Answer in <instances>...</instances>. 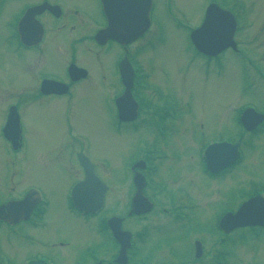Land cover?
Returning a JSON list of instances; mask_svg holds the SVG:
<instances>
[{
  "label": "flooded vegetation",
  "instance_id": "flooded-vegetation-1",
  "mask_svg": "<svg viewBox=\"0 0 264 264\" xmlns=\"http://www.w3.org/2000/svg\"><path fill=\"white\" fill-rule=\"evenodd\" d=\"M210 3L231 11L230 7H222L220 0H209L205 8ZM238 3L242 5L241 2H235L237 5ZM161 4L162 0H150L147 10L145 5V13H142L144 9L139 0L138 2L137 0H0V23L7 31H5L4 40L9 45L11 53L9 63L12 74H14V82H12L14 88H11V91L5 92L4 88L0 87V159H10V153H12L16 159L11 163L12 167L14 168L15 163H19L9 177L8 192L13 188L12 178L14 176L18 180L20 178L18 175L23 169L21 161L31 159L26 155V148L29 146L27 141L30 135L35 138L37 131L32 119L37 115L42 116L41 112L50 113L51 108L56 104L61 107L64 117H70L66 115L69 111L73 117L75 112L72 104L76 99H97L98 101L103 99L104 104H108L109 107V130L114 137L113 155L116 149L124 153L127 156L126 159H129L123 162L122 173L125 177L123 180L126 179L128 185L126 183L125 189H122V201L113 199L112 206L114 208L116 206L117 209L108 208L109 182L100 174L99 164L97 165L96 161L92 160L93 156L87 151L88 145L82 148L73 147L69 151L71 159L56 160V167L60 169L58 173L67 175L69 180L63 187L59 200L54 202L52 207L53 203L47 198L44 189L34 183L23 184L24 187L19 195L2 197L0 191V227H5L9 231L16 230L17 236L21 234L22 229L26 228L25 239L31 242L41 241L39 242L41 247L51 245L58 254L56 259L58 264H146L144 262L147 261V258H144L145 253H142V260L138 258L139 245L147 242L149 228H160L162 222L153 223L150 220L143 221L142 218L149 213L159 214L167 210L176 216V219L181 218L178 215L180 210L173 204L165 203L161 206L164 201L159 200V194L164 187L161 181L155 182L154 177L160 171V164L166 156L165 153H161L160 147L164 148L162 143H168L169 134L173 138L175 132L179 130L175 121L181 116L183 109L180 103L171 97L161 99L159 87L152 85L148 68H145L138 59L140 53H144V49L150 46L152 35L161 37L164 30V27L156 24L153 19L155 9L159 10ZM240 5L237 14L232 13L236 20L231 36L232 45H227L213 54H202L189 40V32L200 25L204 12L198 24H192L193 26L179 24V26L186 29L187 39L193 52L205 62L214 64V67L218 66L213 70L214 72L224 67V63L231 65L228 62L233 60L244 65H247V62L250 63L254 71L264 78L262 56L257 50H247L243 45L245 39L242 35V22L238 18L243 11ZM166 8L170 13L173 11L174 16L172 17L175 23L186 14L180 6L174 8L172 1L166 3ZM166 8L164 6V9ZM159 14L163 17L161 12ZM137 17H141L139 21ZM108 24L116 34H136V36L123 41L108 37L102 32ZM252 36L251 40H257L255 34ZM161 44L162 41L159 45ZM222 55L228 58L224 57L226 58L224 61L222 59L218 61ZM252 57L257 62H252ZM240 91L244 92L241 88ZM260 96L259 99H262L260 105H264L263 94L260 93ZM7 97L12 98L13 101L5 103ZM245 108H252L254 112L264 114V109L260 110L257 103L242 102L234 109L233 114L235 125L240 127V133H234L236 138L231 139L227 132L204 140V149L208 145L217 143H231L236 144L237 147L235 160L221 168H216L215 171L206 169L204 160L206 158L202 151L198 152L199 170L205 178L224 179L243 159V152L253 144L252 138L264 133V118L251 130H245L240 125L238 117ZM140 123L147 130L150 129L149 133L153 135V140L150 141L145 136L141 143H136L132 149L124 152V148H119L117 145L124 146L126 133L138 131ZM71 124L59 125V128H56L59 137L63 138L61 141L66 146L69 144L67 138L70 134L80 133ZM49 130L54 132V128ZM122 135L125 140L120 138ZM80 159H87L91 163L97 179L96 187L98 189L103 187L101 206L95 210L78 208L72 202L73 186L85 178L84 166ZM208 159H218V163H221L223 159L228 158L224 150L221 154L208 157ZM107 163L105 160L100 164ZM111 170L112 180L119 183L115 165ZM135 174L144 181L141 186L143 197L151 202V208L147 212L129 213L136 190L133 180ZM255 187H257L256 191L254 193L251 191V194L261 193L264 196V186L255 185ZM29 196L35 199L26 212ZM25 197L27 198L24 200ZM22 201L24 202L21 203ZM10 203L14 205L9 207L7 204ZM224 210L233 212L230 207ZM50 212H55L52 222L49 220ZM113 217L119 219V228L129 233L128 244L121 260L118 259L120 244L107 226V220ZM126 220H131L133 224L139 222V229L135 231L133 227L126 226ZM57 222L56 232H59L51 237L50 241L33 239L34 235L36 238H44L42 237L45 232L44 227ZM91 223L94 227V234L97 235L96 239L105 237L110 241V246L90 255L91 252H84V250L90 247L86 243L92 237L87 242L85 240L81 243L79 239H85V236L80 238L78 235L81 231L86 232V226L91 227ZM70 235L72 240H75L72 242L74 246H70ZM229 235V233L222 234L219 243H229L232 238ZM3 238L5 236L0 239ZM76 245L86 257L75 251ZM225 253L224 249L216 253V260L212 258L210 262V259L200 261L199 256L195 257V253L192 252V257L196 260L192 263L226 264ZM158 254L156 258H151L148 264H164L163 261L161 262L163 259L161 256L165 252ZM51 256L46 254L43 248L35 251L31 249L27 255L20 257L19 264H55ZM221 256L222 259L219 260ZM11 259V255L9 256L5 251L0 241V264H11ZM164 260L165 264H175L168 259Z\"/></svg>",
  "mask_w": 264,
  "mask_h": 264
},
{
  "label": "rangeland",
  "instance_id": "rangeland-1",
  "mask_svg": "<svg viewBox=\"0 0 264 264\" xmlns=\"http://www.w3.org/2000/svg\"><path fill=\"white\" fill-rule=\"evenodd\" d=\"M171 1L174 8L180 6L186 13L177 20V24L172 17L174 16L173 11L170 13L166 8V3ZM208 1L162 0L159 10L157 8L153 13V19L156 24L164 27V30L161 37L152 35L150 46L138 56L142 65L148 68L152 85L159 87L161 99L171 97L180 103L183 109L181 116L175 121L179 130L175 132L173 138L169 134L168 143H162L164 148L160 147L161 153H165L166 156L160 164V171L154 177V181H161L164 187L159 194V200L164 201L161 206L165 203L173 204L180 210L178 215L181 218L176 219V216L170 214L168 210L162 212L160 209L162 213H149L142 218L143 221L162 222L160 228H149L147 242L139 245L138 258L142 260V253H145L144 258H147V261L144 262L146 264L151 258H156L160 252H165L161 256L163 257L161 262L163 261L164 264V259L173 261L175 264H193L192 261L195 260L191 254L193 239L202 241L203 252L199 256L200 261L210 259L211 262L212 258L215 261L216 253L224 249L227 252L226 264H264L263 235L249 237L248 232L251 233V230L245 227L232 228L228 233L229 237L235 239L233 243H218L221 235L215 231L213 226L216 216L221 215L224 209L230 207L234 212L238 204L246 199L245 197L252 195L251 191L254 193L255 185L264 186V133L252 138L253 144L245 149L243 159L224 179H207L199 170L198 152H203L206 138L229 132L231 139H235L234 133H240V127L235 125L233 115L234 109L239 104L252 102L257 103L260 110L264 109V105H260L262 99H259L260 93L264 98V82H262L264 78L254 71L250 63L247 62V65H244L231 60L228 62L231 65L224 63V67L214 72L213 70L218 66L214 67V64L205 62L193 52L187 39L186 29L179 26V24H198ZM235 2H241L242 5L239 3L237 5ZM220 4L224 8L230 7L233 14H237L239 5L243 9L238 15L239 21L242 22V35L245 39L243 45L247 50H257L263 59L261 64H264V0H220ZM160 12L163 17L159 14ZM170 24L172 25L171 30ZM5 31L0 23V87H3L6 92L14 88L12 83L14 74H12L9 63V57H11L9 45L4 40ZM254 34L257 40H251ZM160 41H162L161 45H159ZM224 57L228 58L222 55L218 61L220 59L224 61L226 59ZM251 60L257 62L253 57ZM262 70L264 72V65H262ZM240 88L244 90L243 93ZM11 101H13L12 98L7 97L4 102ZM72 107L75 112L73 117L69 111L71 109L66 114L70 117H64L61 107L56 104L51 108L50 113L44 111L41 112L42 116L37 115L32 119L37 131L35 138L30 135L27 141L29 146L26 148V155L31 159L21 161L23 169L18 175L20 178L19 180L15 176L12 178L14 184L10 192H8L9 177L19 163H15L14 168L12 167L11 163L16 160L12 153H10V159H0L2 197L19 195L24 187L23 184L34 183L44 189L47 198L53 203L52 207L54 202L59 200L62 189L69 180L67 175L58 173L60 169L56 167V160L71 159L69 151L73 147L82 148L88 145L87 151L93 156L92 160L96 161L97 165L99 164L100 174L109 182L108 208L112 209L113 199L122 201V189H125L126 183L128 185V181L123 180L125 178L122 173L123 162L129 159H126L127 156L116 149L113 155L114 137L109 130L108 104H104L103 99L99 101L97 99H76ZM68 123H72L71 126H75L80 133L70 134L67 138L69 144L67 143L66 146L61 141L63 138L59 137L56 128H59V125L67 126ZM224 127L228 129L225 128V130ZM52 128L54 132L49 130ZM149 130L140 123L138 131L126 133V140L123 135L120 137L126 141V144L117 146L124 148V152H127L136 143H141L145 136L152 141L153 135L149 133ZM105 160L107 164H100ZM110 165L112 167L115 165L119 183L112 180ZM121 180L123 182L120 183ZM113 209H117L116 206ZM154 209L157 208L154 207ZM54 214L55 212H50V222L53 221ZM125 224L133 227L135 231L140 227L139 222L133 224L131 220H126ZM57 225L58 222L45 226L42 236L44 238H36L34 235L33 239L50 241V238L59 232H56ZM85 230L87 231H81L78 235L80 238L85 236V239H79L81 240L79 242L82 243L85 240L87 242L89 238H92L86 243L90 247L84 252H91V255L109 248L110 241L105 237L96 239L97 235L94 234L92 223L91 227L87 225ZM8 231L5 227H0V236H5L0 241L5 251L12 257L11 264H19L20 257L27 255L31 249L35 251L40 248H43L46 254L52 255L55 264H58L56 260L58 254L51 245L41 247L39 243L41 241L31 242L25 239L26 228L21 230L19 236L16 235V230ZM244 234L245 240L240 241L238 237ZM69 241L70 246H74L72 242L75 240H72L71 235ZM77 248L78 245L75 246V251L86 257L82 250Z\"/></svg>",
  "mask_w": 264,
  "mask_h": 264
},
{
  "label": "water",
  "instance_id": "water-1",
  "mask_svg": "<svg viewBox=\"0 0 264 264\" xmlns=\"http://www.w3.org/2000/svg\"><path fill=\"white\" fill-rule=\"evenodd\" d=\"M142 3V9L146 5V10L150 0H139ZM138 2V0H137ZM142 13H145V9ZM141 17H137V21ZM110 22V20H109ZM234 28V20L228 11L220 9L214 4H209L201 21V24L196 29L190 32V39L193 45L202 53L206 55L213 54L221 48L232 45L231 35ZM106 36L115 38L119 41L124 39L133 38L136 34H116L114 29L108 24L107 28L102 31ZM128 35V36H127ZM261 118H264V114H252L249 110H245L241 115V122L245 129H251ZM236 145L230 144H212L205 149V157L207 168L210 171H215L216 168L231 163L235 157ZM225 150L228 159H223L221 163H218V159H208V157L221 154ZM221 160V159H219ZM81 164L84 166L85 178L83 181L78 182L73 187V201L80 208L85 210H95L101 204V194L103 187L98 189L95 181H97L93 174L92 165L87 159H80ZM134 176V184L136 190L134 192L131 208L129 213L146 212L150 209V203L145 202V198L141 195L142 180ZM97 189V190H96ZM91 192V193H90ZM84 197V198H82ZM27 197L24 198V200ZM35 198L28 197L27 209L32 205ZM86 200V201H85ZM22 201L21 203H23ZM19 203V202H18ZM17 204V203H16ZM9 207L13 206V203L7 204ZM25 214V213H24ZM107 225L111 231V234L120 244L118 259H123V253L125 247L128 244V233L119 229V219L110 218L107 220ZM264 225V198L261 195H255L243 201L234 213H225L218 222V226L224 232H227L235 227L243 226H262ZM195 256L199 254V242L195 241Z\"/></svg>",
  "mask_w": 264,
  "mask_h": 264
},
{
  "label": "trees",
  "instance_id": "trees-1",
  "mask_svg": "<svg viewBox=\"0 0 264 264\" xmlns=\"http://www.w3.org/2000/svg\"><path fill=\"white\" fill-rule=\"evenodd\" d=\"M247 229L252 230L251 234L256 235V236H261V235L264 234V231L261 228L250 227V228H247Z\"/></svg>",
  "mask_w": 264,
  "mask_h": 264
}]
</instances>
